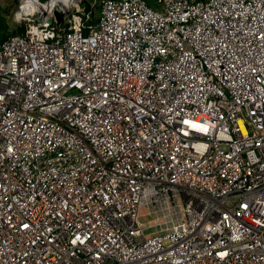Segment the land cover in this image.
Segmentation results:
<instances>
[{"label":"built area","instance_id":"2783aa9c","mask_svg":"<svg viewBox=\"0 0 264 264\" xmlns=\"http://www.w3.org/2000/svg\"><path fill=\"white\" fill-rule=\"evenodd\" d=\"M13 21L0 264H264V0H18Z\"/></svg>","mask_w":264,"mask_h":264},{"label":"rangeland","instance_id":"374dc122","mask_svg":"<svg viewBox=\"0 0 264 264\" xmlns=\"http://www.w3.org/2000/svg\"><path fill=\"white\" fill-rule=\"evenodd\" d=\"M18 6V0H0V18L5 20V26L11 28V32L16 30L17 25L13 21V14ZM3 26V22L0 20V27ZM4 26V27H5ZM147 222V219H144Z\"/></svg>","mask_w":264,"mask_h":264},{"label":"trees","instance_id":"16d2710c","mask_svg":"<svg viewBox=\"0 0 264 264\" xmlns=\"http://www.w3.org/2000/svg\"><path fill=\"white\" fill-rule=\"evenodd\" d=\"M150 5L156 6V2L158 0H147ZM0 20L3 22V26L0 27V41H4L9 36L17 35L25 32V25H17L16 30L11 32V28L8 26H5V20L3 18H0ZM5 26V27H4Z\"/></svg>","mask_w":264,"mask_h":264},{"label":"water","instance_id":"95a60500","mask_svg":"<svg viewBox=\"0 0 264 264\" xmlns=\"http://www.w3.org/2000/svg\"><path fill=\"white\" fill-rule=\"evenodd\" d=\"M58 17H59V19H62V14H58ZM46 18H47V16L44 15L43 17L39 18V20L44 22V20H46Z\"/></svg>","mask_w":264,"mask_h":264}]
</instances>
